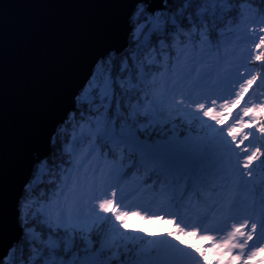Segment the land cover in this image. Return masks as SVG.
<instances>
[{"label":"snow or ice","instance_id":"obj_1","mask_svg":"<svg viewBox=\"0 0 264 264\" xmlns=\"http://www.w3.org/2000/svg\"><path fill=\"white\" fill-rule=\"evenodd\" d=\"M230 4L231 0H159L154 6L150 0H137L130 15L134 50L119 56L105 52L97 59L87 84L74 97L76 111L69 116L75 120L79 112L81 121H85L87 114V135L82 131L71 143H64L59 140L64 126L53 132L50 143L57 147L36 158L25 184L19 213L22 235L0 257V264H175L178 257L191 256V251L185 252L188 246L179 235L197 237L200 229L192 227L189 232L187 225L177 223L178 213L168 210L175 206L173 202L158 212L147 208L126 211L123 193L118 198L115 187L117 173L106 175L98 164L91 166L93 159L107 158L108 152H100L102 147L111 151L112 146L120 145L138 152L155 172L183 178L186 187L211 185L216 200L225 202L222 206L227 214L220 229L226 230V235L199 236L212 241L209 247L222 249V256H231L238 249L236 259L247 248L252 249L247 253L249 259L264 252V244L256 247L249 243L264 240V195L259 200V213L252 215H243L246 210L240 208L242 201L236 196L240 190L251 193L248 186L254 171L264 170V140L255 143L256 133L264 137V121L256 115L264 114V103L241 107L248 89L262 80V74L256 72L245 78L234 92L235 99L227 97L233 94L235 82L244 76L242 72L227 81L232 87L226 89V96L200 94L201 86L214 71L204 54L212 51L217 14L220 18L226 15ZM258 41L253 49L255 55L247 59L264 64V35ZM194 95L205 102L194 99ZM218 99L223 102L218 104ZM233 108L239 109L236 118L226 123L225 110ZM181 110L187 113L189 135L181 138L173 134L160 140L157 128L161 121ZM228 115L233 113L229 111ZM193 125L200 129L195 137L190 135ZM210 157H226L239 178L231 185L209 181L202 165ZM85 197L95 201L87 218L80 209ZM141 213L148 220L162 213L159 222L171 219L177 232L152 235L143 227L132 236L120 232L126 217ZM229 219L241 222L232 223L229 229ZM105 221L111 229L101 226ZM145 235L149 239L145 240ZM196 252L200 257L205 255L199 248Z\"/></svg>","mask_w":264,"mask_h":264},{"label":"water","instance_id":"obj_2","mask_svg":"<svg viewBox=\"0 0 264 264\" xmlns=\"http://www.w3.org/2000/svg\"><path fill=\"white\" fill-rule=\"evenodd\" d=\"M136 2L0 0V257L21 235L33 162L51 150L101 54L127 46Z\"/></svg>","mask_w":264,"mask_h":264},{"label":"trees","instance_id":"obj_3","mask_svg":"<svg viewBox=\"0 0 264 264\" xmlns=\"http://www.w3.org/2000/svg\"><path fill=\"white\" fill-rule=\"evenodd\" d=\"M229 7H230V11L226 15H224L222 18H220L219 13L217 14L218 18L216 22V28L214 31H212V37H211L212 43L217 42L219 40L218 37L222 33L230 32L231 29H234L235 27L239 26L247 14H253L256 16L258 15L260 17L264 16V0H231V4ZM262 35H264V33ZM134 48H135V41L132 39V36L130 35L128 37L127 46L124 49H122L121 52L118 54L114 52L112 53L119 56L121 54H124L126 51L128 52L133 51ZM250 65H251L252 74H255L256 72H260L262 74V80L258 81L254 85H257L256 90L259 91L258 92V95L260 96L259 103H264V64H261V62L259 61L251 60ZM94 70H95V67L93 71ZM73 111H76V108ZM73 111L68 113L67 118L64 120L62 124H60V126L63 125L65 128V131L61 133L59 137V140L61 142L71 143L72 134L80 129L79 127L81 124H83L84 127L89 126L90 122L87 121V114H86L85 121H81L79 112H77L75 120L69 119V116ZM257 117L261 121H264V114L259 112V115ZM193 126L191 128L190 135L195 137L200 130H196ZM157 132L159 133V137L164 138V139H166V137L171 138L173 134H179L181 138H184L189 135V126L187 125L186 127L182 119H179L177 116L173 114L172 118L166 120L163 125H160V127L157 128ZM262 140H264V137H261L259 133H256V144H259ZM54 147H57V145L51 144V149ZM100 152L101 153L108 152L109 156H111L109 148L107 146L102 147L100 149ZM114 157L119 158L123 161V166H124V169H126V171H128L129 169L131 173H136V174L141 175L147 183H151L153 186L161 187L165 189V192H168V193L177 192L181 190L183 186L186 187L185 181L183 178L164 176L160 173L155 172L151 165H147L141 159L140 154L138 152L130 150L127 146H125L124 148L120 147L119 151L114 155ZM65 159H68V157L65 156ZM220 160L222 162L218 165V171H222L226 167L225 158L220 159ZM253 182H254V186L258 188L259 191H261V193L264 195V170L257 169L256 171H254ZM186 188L194 191V188H191L190 186ZM195 189L197 190V192H199V191H202L203 188H201L200 186H197L195 187ZM24 196H25V188L23 189L21 200L19 202V213H20V205L24 199ZM104 224H102L101 226H104ZM105 228L111 229V224L107 222L105 225ZM123 232L128 236L133 235L126 231H123ZM160 233H162V228L158 231V233L151 232L152 235H158ZM147 239H149V237ZM179 239L184 240L182 237H179ZM174 242L177 243V241L175 240ZM191 242H193V244L192 246H190L189 251H191L192 256L200 257L199 253L196 252V248H199L201 252H204L205 255H207L205 250L201 247V245L198 242L196 241H191ZM187 243L188 241H185L186 245ZM129 247H132L131 243H129ZM136 247H139V244H137Z\"/></svg>","mask_w":264,"mask_h":264},{"label":"rangeland","instance_id":"obj_4","mask_svg":"<svg viewBox=\"0 0 264 264\" xmlns=\"http://www.w3.org/2000/svg\"><path fill=\"white\" fill-rule=\"evenodd\" d=\"M253 29H255V31H256V27L255 28L247 27V28L240 29L239 34H240V37L242 38V42L239 43L237 46H234L232 48V50H230V48H229V49H227V50H225L223 52V56H222L223 59L224 58L229 59V58L235 57V60L233 61L235 65H231V67H233L236 70L232 71V73L230 74V79L229 80L235 78L237 72L244 73L241 68H242V65H243V59H244L245 56L247 57V54H248L247 51H249V49L247 47L251 44V42L253 43L255 41L254 39H255V36H256V32H255V35H253ZM224 41H225V37H224ZM238 59L240 60V64L239 65H238L239 62L238 63H235V61L238 60ZM205 60H206V63L211 64L212 68L214 69L213 74L215 72H218V70H220L218 66H215L214 61H213L214 58L212 57V54H210ZM227 64H228V66H230L229 63H227ZM213 74L210 76V78L208 80H206L203 83L202 86H204L206 83L211 84ZM245 78H248V76H246V74H244L243 77L239 78L235 82L233 94L231 96H228L227 98H229V99H235L234 92L239 90V84L240 83H243V80ZM229 87H232V85L229 84V83H226L223 86L222 82H220V83H218V84L215 85L214 89H216L217 92H220V95L221 96H222L223 93H224V96H226L227 95L226 89L229 88ZM177 98H179V97H177ZM222 102H223V100H222ZM249 104L250 103H249V100H248L247 106ZM191 110H194V109H191ZM228 110H230V109H228ZM173 113L179 119H182V121L186 125V127H187V125L189 126V124L187 122V113L185 111H183V110H181V111H174ZM181 113H184V115L183 116L180 115ZM209 123H212V122L209 121ZM193 127L196 130H199V126L198 125H194ZM79 128H80V132L79 131H78L79 133H75L74 132L73 133V137L74 136H78V135H80L82 133V131L83 132L85 131V127H83V129H81V127H79ZM97 164H98V162L95 159H93L91 161V166L95 167V166H97ZM101 167L104 169V173L106 175L110 174L113 171L116 172V166H115V168L114 167H111V166L108 167V168H105L103 166H101ZM94 203H95V201H89L87 197H85L84 200L81 202L80 209H81L82 213L84 214V216L86 218L89 217V215L91 213L92 206H93ZM97 211H99V210L97 209ZM261 264H262V262H261Z\"/></svg>","mask_w":264,"mask_h":264},{"label":"bare ground","instance_id":"obj_5","mask_svg":"<svg viewBox=\"0 0 264 264\" xmlns=\"http://www.w3.org/2000/svg\"><path fill=\"white\" fill-rule=\"evenodd\" d=\"M212 52V51H211ZM211 52L210 53H206L204 56H205V59L211 54ZM222 56L223 55H221V54H218V55H216V58H217V60L219 61V62H223L226 58H222ZM238 65H239V63H238ZM206 90L204 89L203 90V92H205ZM5 256V255H4Z\"/></svg>","mask_w":264,"mask_h":264}]
</instances>
